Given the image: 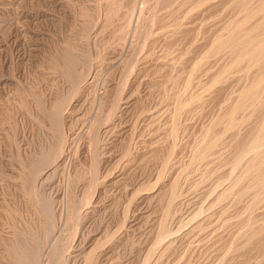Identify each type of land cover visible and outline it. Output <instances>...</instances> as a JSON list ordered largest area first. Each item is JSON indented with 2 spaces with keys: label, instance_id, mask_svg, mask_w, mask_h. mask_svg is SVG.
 Returning a JSON list of instances; mask_svg holds the SVG:
<instances>
[{
  "label": "rangeland",
  "instance_id": "374dc122",
  "mask_svg": "<svg viewBox=\"0 0 264 264\" xmlns=\"http://www.w3.org/2000/svg\"><path fill=\"white\" fill-rule=\"evenodd\" d=\"M107 1L0 0V264L11 263L8 243L24 238L42 247V198L56 215L54 243L67 245V264H84L91 250L94 264H264L259 244L251 256L245 251L246 261L245 249L237 250L247 223L263 220L264 202L251 203V189L238 191L242 199L234 194L252 144L264 147L262 119L239 124L235 134L218 124L222 141L201 157L205 131L252 78L239 70L212 82L232 57L207 56L234 16L230 0L199 7L187 0L189 8L176 0L174 16L161 0H115L108 15ZM175 16L186 32L171 33ZM67 49L84 58L77 81L62 72L58 57ZM202 55L209 59L195 63ZM59 98L65 108L55 127L47 113ZM240 133L252 137L238 151L232 143ZM46 150L48 161L33 165ZM72 200L82 204L78 227L65 224ZM46 245L38 264H52L55 251Z\"/></svg>",
  "mask_w": 264,
  "mask_h": 264
},
{
  "label": "bare ground",
  "instance_id": "6f19581e",
  "mask_svg": "<svg viewBox=\"0 0 264 264\" xmlns=\"http://www.w3.org/2000/svg\"><path fill=\"white\" fill-rule=\"evenodd\" d=\"M126 1V0H125ZM199 1V2H198ZM197 3L195 2L194 3V7H199L201 6L202 4L204 5V3L206 4L209 0H198ZM211 1V0H210ZM227 1V0H226ZM115 0H108L107 1V4H106V12L108 15H110V13H113V10L111 9L113 4H114ZM188 1L187 0H184L181 4L183 6H186V8H189L187 7V5L189 6V4L187 3ZM191 3H193L192 1H190ZM224 2V0H223ZM117 3H119V1L117 0ZM132 3V2H131ZM225 3V2H224ZM223 3V4H224ZM229 3V4H228ZM226 4H228V6H231L233 7L235 10V13H234V16L232 17H229L230 19L228 21H226L224 23V25H221V29H219L220 31L217 32V34H215L214 38H213V41L209 46L208 49V53H207V56L209 55H212L213 57V54L214 56H216L218 53H222V52H228L231 54V58H230V61H228L221 70H219V72L215 75L214 79L212 82L216 83V82H221L223 80H225L226 78H229L230 75H232L233 72L235 71H239V70H242L245 74H251L252 73V78H251V82L245 86V87H242V89L239 91V93L234 97H232V102L231 104L228 106L227 110H225V113L223 114V116L219 117L218 121H216L215 123H213V126H210L208 128V130L205 131V135H207V139H205V143H204V146L202 147L201 145V150H203V152L201 151V153H203V155L201 157H205L206 154L209 152H211L212 150L215 151V147L217 146V144H219L218 142L222 141L220 140L221 135L219 134H223L225 133L224 131L219 133L217 132L218 135H215L216 133V127L218 124L222 125L223 123L225 125H223L225 128L224 130L227 132H232V134L236 131H238V128L239 127L238 125L241 124V123H248V124H252L253 123H257L256 121L258 120H261L262 119V128L264 127V0H230V2H228ZM162 4L161 6H163V8L166 9L167 11V14L169 13L170 15H173L174 16V12H173V9H174V6L178 5L177 4V1L176 0H161V3ZM180 4V5H181ZM221 4V3H220ZM118 5V4H116ZM115 5V6H116ZM178 5V6H180ZM196 5V6H195ZM124 6V5H123ZM215 6V5H214ZM104 7V8H105ZM114 7V6H113ZM118 8H120L119 6H117ZM115 7V8H117ZM192 7V5L190 6V8ZM193 7V8H194ZM225 7V6H224ZM114 8V9H115ZM122 9V8H121ZM232 9V8H231ZM230 9V10H231ZM101 10V9H100ZM120 10V9H119ZM176 10V9H175ZM105 11V9H104ZM128 11V10H127ZM133 11V10H132ZM182 11V10H181ZM105 12V13H106ZM117 12V11H116ZM160 12V11H159ZM85 13V14H84ZM120 13V12H119ZM127 13V12H126ZM189 13V12H188ZM117 14V13H115ZM187 14V13H186ZM231 14H233L231 12ZM82 15H85L86 16V19L88 21V17L90 15V13L87 12V10L83 12ZM93 15V14H92ZM106 15V14H105ZM118 15V14H117ZM107 16V15H106ZM134 16V15H133ZM84 17V16H83ZM90 17V16H89ZM176 17V16H175ZM175 17H172L173 19ZM179 17V16H178ZM85 18V17H84ZM105 18V17H104ZM112 18V17H111ZM92 19V18H91ZM91 19H89L91 21ZM107 19V18H106ZM104 19V22H106ZM226 20V19H225ZM85 21V20H84ZM172 21V20H171ZM108 22V21H107ZM171 23V22H170ZM182 20L181 19H178L176 17V19H174V22L173 24L171 25L170 27V31L171 33L172 32H175L176 30H179L181 31L182 30V33H183V30L185 31L184 26L182 25ZM88 24V23H86ZM106 24V23H105ZM84 25V24H83ZM103 26V24L101 25V27ZM127 26V25H126ZM87 27V26H85ZM84 29V28H83ZM130 29V28H129ZM119 30V29H118ZM149 30V29H148ZM162 30V29H161ZM164 30V29H163ZM126 31V30H125ZM178 31V33H179ZM186 32V31H185ZM102 33V32H101ZM159 33V32H158ZM177 33V32H176ZM125 34V33H124ZM185 35V34H184ZM171 41V40H170ZM209 42V40H208ZM74 46V45H73ZM71 50V49H70ZM69 49H67V51H65L64 53H62L58 58L60 60V64H61V67H62V72L64 71L67 76L73 80H76L79 79V76L78 75V71H77V64H79L81 61L84 60V58L79 55L77 57V55L75 54V56H73L75 52H71ZM73 51V49H72ZM185 51V50H184ZM61 52V51H60ZM206 52V51H205ZM82 54V52H81ZM200 57V56H199ZM211 57V56H210ZM211 57V58H212ZM57 58V59H58ZM83 58V59H81ZM86 58V57H85ZM193 58V57H192ZM196 58V57H195ZM188 59V58H187ZM200 59V60H199ZM206 59H209V57L207 58L206 55H202V58H198L197 63L198 62H201L203 63L202 61L205 60L206 62ZM195 60V59H194ZM80 61V62H79ZM194 63V62H193ZM200 65V63H199ZM195 66V65H193ZM221 66V67H222ZM168 67V66H167ZM195 69V67H193ZM192 69V68H191ZM193 69V70H194ZM60 70V69H59ZM196 70V69H195ZM241 71V73H242ZM193 72V71H192ZM240 72V71H239ZM251 72V73H250ZM64 73V74H65ZM65 74V75H66ZM212 74V73H211ZM244 74V75H245ZM64 75V76H65ZM234 75V74H233ZM250 76V77H251ZM69 79V80H71ZM81 79V78H80ZM212 79V78H211ZM71 80V81H73ZM213 85V84H212ZM215 86V85H214ZM210 87V86H208ZM236 92V91H235ZM119 94V93H118ZM62 95V94H61ZM233 96V95H232ZM116 98V97H115ZM234 98V99H233ZM177 99V98H176ZM180 99V98H179ZM192 101L196 102L198 100H200V96L199 95H194L193 98H191ZM52 100V99H51ZM130 100V99H129ZM138 100V99H137ZM55 103H53V107H52V110L51 111H47L46 113L48 114H45L47 115L51 121L54 123V125L58 122V117L60 115H62L63 113V110H64V99L62 98H59V99H56V101H54ZM115 103V102H114ZM189 103V102H188ZM205 103V102H204ZM185 105V102H182L180 103L178 106H177V109L178 110H181L183 109L182 107H184ZM51 106V105H49ZM115 106V105H114ZM117 106V105H116ZM188 106V105H186ZM45 107V106H44ZM114 108V107H113ZM176 108V107H175ZM186 108V107H185ZM184 108V109H185ZM118 109V108H117ZM225 109V108H224ZM114 110V109H113ZM176 110V109H175ZM174 110V111H175ZM191 110V109H190ZM45 111V110H44ZM173 111V112H174ZM246 112L248 113L247 116L243 115L241 116V114L243 112ZM112 112V111H111ZM177 112V111H176ZM180 112V111H179ZM110 113V112H109ZM109 115V114H108ZM115 115V114H114ZM177 115V113H176ZM110 116V115H109ZM46 117V116H45ZM98 118V117H97ZM48 119V118H47ZM110 119V118H109ZM42 120V119H41ZM217 120V119H216ZM60 122V121H59ZM251 122V123H250ZM211 124V123H210ZM95 123L94 124H91V126H93L92 129L96 128L95 126ZM218 126V128L220 127L222 130V127ZM258 125V124H257ZM256 125V126H257ZM260 125V126H261ZM59 126V125H58ZM57 124L55 125V127H58ZM97 126V125H96ZM250 126V125H249ZM254 126V125H253ZM259 126V125H258ZM217 128V129H218ZM251 128V127H250ZM253 128V127H252ZM259 128V127H258ZM237 129V130H236ZM241 129V128H240ZM239 129V130H240ZM219 130V131H220ZM243 130V129H241ZM250 130V129H249ZM257 130V128H256ZM89 131V130H88ZM215 131V132H214ZM218 131V130H217ZM251 131V130H250ZM250 131H248L250 133ZM175 133V132H174ZM234 133V134H235ZM252 133V132H251ZM241 134V135H240ZM239 136L238 135H235V142L232 143L234 146H236L237 150L240 151L239 149L242 148V147H246L249 143H248V140H250V138L252 137V135L249 134L247 135L248 136V139L246 137V133H245V136L244 137H241L242 136V133H240ZM204 135V136H205ZM244 135V134H243ZM250 137V138H249ZM55 143L54 145H58L59 142H61L58 138V137H55ZM205 138V137H204ZM232 138V139H233ZM220 140V141H219ZM203 141V142H204ZM251 141V140H250ZM47 143V142H46ZM92 143V142H91ZM248 143V144H247ZM231 144V145H232ZM53 145V146H54ZM226 145V144H225ZM45 146V145H44ZM53 146L51 147L52 150H53ZM233 146V147H234ZM96 147V146H95ZM151 147V146H150ZM240 147V148H239ZM43 148V146H42ZM50 148V149H51ZM204 148V149H203ZM45 149V148H44ZM91 149V148H90ZM199 149V150H200ZM55 150V149H54ZM154 150V149H153ZM217 150V149H216ZM236 150V151H237ZM242 150V149H241ZM51 150H49L50 152ZM235 151V150H233ZM47 150L45 152L42 151V153L40 155H38L35 160L31 161L33 162L32 164L33 165H37L38 167L39 166H42L44 165V163L46 161H48V159L50 158V154ZM249 152H253L252 153V158L249 159L246 163V166L244 169L243 172H244V175L243 176H246L245 180H241L243 181L241 184H239L238 182H236V187H235V191H234V194L237 192L236 196L237 198L242 194V197H244V193L247 192V191H250L253 190L254 192V197H253V201L254 202H251V203H254L258 206V203L260 202H264V147L262 148L261 144H256V143H253L252 146H251V149L249 150ZM93 153V152H92ZM200 153V152H199ZM33 154V153H32ZM53 154V153H52ZM59 154V153H58ZM96 154V153H95ZM150 154V153H149ZM158 155V154H157ZM201 155V154H200ZM250 156V154H249ZM54 157V156H53ZM200 157V159H201ZM207 157V156H206ZM18 158V157H17ZM32 158V157H31ZM202 158V159H203ZM34 159V158H33ZM38 159V162L36 161ZM93 159V158H92ZM206 159V158H205ZM20 161V160H19ZM28 161V160H27ZM100 161V160H99ZM96 162V161H95ZM24 163V162H23ZM22 163V164H23ZM26 163V162H25ZM97 163V162H96ZM28 165V163L26 164ZM31 165V167L33 166ZM35 165V166H36ZM25 166L22 165V168H24ZM36 167V168H38ZM92 167V166H91ZM30 168V167H29ZM35 168V169H36ZM98 168V167H97ZM94 169V168H93ZM26 170L27 167H26ZM31 171H33L34 169H30ZM29 170V172H31ZM25 171V170H24ZM44 171V170H43ZM165 171V170H164ZM36 171H33V173H29V174H35ZM39 172V171H38ZM43 174V173H42ZM243 174V173H242ZM86 175V174H85ZM91 175V174H90ZM31 177V175H30ZM35 177V176H34ZM16 179V178H15ZM163 179V178H162ZM239 179V178H238ZM241 179V177H240ZM239 179V181H240ZM243 179V178H242ZM20 180V179H19ZM31 180V179H30ZM87 180V179H86ZM93 181V180H92ZM238 181V180H237ZM25 182V181H24ZM35 182V181H34ZM79 182V181H78ZM81 183V182H80ZM93 183V182H92ZM85 184V183H84ZM174 184V183H173ZM33 185V184H32ZM74 185V184H73ZM78 185V184H77ZM82 185V184H81ZM89 186V185H88ZM170 186V185H169ZM174 189V188H172ZM245 190V192H238L240 190ZM38 190V189H37ZM175 190V189H174ZM70 191V190H69ZM171 192V191H170ZM233 192V191H232ZM251 192V191H250ZM172 193L174 194V191H172ZM240 193V194H239ZM38 194V193H36ZM69 194V193H68ZM246 194V193H245ZM177 195V194H175ZM31 196H35V192L32 191L31 192ZM73 196V195H72ZM85 196V195H84ZM235 196V197H236ZM37 197V196H35ZM40 197V196H39ZM74 197V196H73ZM78 198V196H77ZM234 198V197H233ZM236 198V199H237ZM241 198V196L239 197V199ZM39 199V198H38ZM69 199V198H68ZM72 199V198H71ZM219 199V198H218ZM242 199V198H241ZM33 200V199H32ZM41 200V198L39 199ZM235 200V199H234ZM238 200V199H237ZM81 201V200H80ZM84 201V200H83ZM240 201V200H238ZM35 202V201H34ZM73 202V200H72ZM71 202V203H72ZM40 203V201H39ZM41 205H43V207L45 208V211L46 213L48 214V220L46 221V225L43 226L44 227V231H43V236L42 238L40 237V240H41V243H43L42 247H37L35 246V248H30L29 247V244H27L25 241H20L18 244H15L14 243H8L7 246H6V251L8 253V257L11 261L10 264H38V256H40L39 254V251L42 250V248L47 244L49 246V248L51 246H53V251H55L54 253H52V259H51V263L52 264H67V261L65 259V251L67 250V245L65 244V246L62 245V243L59 245L58 243V246L60 247L62 245V247H60L59 249L56 248L55 246V241L56 239H60L61 238V233H58L56 234V228L59 226L56 222H55V219H56V215H54L50 210V204L46 199L42 198L41 200ZM70 204V203H69ZM87 204V203H86ZM70 208L68 209V212H66V214L68 213L67 215V218L65 219L66 222V226L67 227H70L72 225H74L75 227H78L77 225L80 224V206L82 204L79 203V201L77 202V200L70 204ZM214 205V204H213ZM253 205V204H252ZM40 207V206H39ZM251 207V206H250ZM252 207H255L252 206ZM246 208V206H245ZM252 209V208H250ZM44 211V210H43ZM54 212V211H53ZM6 213V212H5ZM45 213V212H44ZM63 213V212H61ZM84 213V212H83ZM82 216V215H81ZM251 216V215H250ZM62 217V216H61ZM249 217V215H248ZM263 217H264V214H263ZM46 218V219H47ZM45 219V220H46ZM88 220V219H87ZM86 220V221H87ZM250 220V219H248ZM252 220V218H251ZM57 222H62V221H57ZM58 225L56 227V224ZM45 224V223H44ZM72 226V227H74ZM61 227V226H60ZM59 227V228H60ZM43 229V228H42ZM76 229V228H74ZM14 230V229H13ZM64 230V229H63ZM61 229V231H63ZM71 230H73V228H71ZM58 231V230H57ZM60 231V230H59ZM75 231V230H74ZM72 231V232H74ZM245 231V230H244ZM244 231L242 232L244 235L241 236V234L237 237L240 236L241 240L239 241L238 239V247H237V250H241V249H245L243 251V254H246V253H250L249 251L247 252V250H254L252 249L251 247L254 246V245H260V248H262L264 250V218L263 220L256 224V221L253 219L252 221L248 222L247 223V227H246V231L244 233ZM21 232V231H20ZM35 232V231H34ZM76 232V231H75ZM197 234V233H196ZM9 235V234H8ZM35 235V234H34ZM41 235V233H40ZM75 235V234H74ZM36 236V235H35ZM34 236V237H35ZM66 236H68L66 234ZM2 237V236H1ZM31 237V236H30ZM33 237V239H34ZM236 237V238H237ZM21 238V237H20ZM28 238V237H27ZM73 238V237H72ZM76 238V237H75ZM74 238V239H75ZM1 239V238H0ZM91 239V238H90ZM29 240V238H28ZM30 241V240H29ZM43 241V242H42ZM58 241V240H57ZM56 241V242H57ZM71 241V240H70ZM101 241V240H100ZM13 242V241H12ZM99 242V241H98ZM107 242V241H106ZM54 243V244H53ZM105 243V242H104ZM237 243V242H236ZM33 244V243H32ZM39 244V243H38ZM53 244V245H52ZM72 244V243H71ZM101 244V243H100ZM46 245V246H47ZM95 245V244H94ZM258 245V246H259ZM57 246V247H58ZM4 247V246H3ZM34 247V246H33ZM66 249H65V248ZM99 247V246H98ZM101 248H103V246H100ZM255 249H257L258 247L254 246ZM253 247V248H254ZM52 248V247H51ZM72 248V247H71ZM235 248H236V244H235ZM259 248V249H260ZM40 249V250H39ZM112 249V248H111ZM261 249V250H262ZM45 250V249H44ZM99 250V249H98ZM260 250V251H261ZM4 251V250H3ZM2 251V252H3ZM48 251V250H47ZM50 251V250H49ZM48 251V253H49ZM52 251V252H53ZM87 251V250H86ZM242 251V250H241ZM246 251V253H245ZM6 253V254H7ZM242 253V252H240ZM252 253V252H251ZM250 253V254H251ZM246 254L245 257H243L244 261H246L245 259L248 257ZM249 254V256H251ZM51 254H49L50 256ZM6 256V257H7ZM263 256V255H262ZM68 257V256H67ZM237 257V256H236ZM3 258V257H2ZM42 258V257H41ZM49 258V257H48ZM95 258H96V252L94 250H91L89 251V253L86 254V257H85V262L84 264H94L95 262ZM239 258V257H238ZM234 259V258H233ZM42 260V259H41ZM116 260V259H115ZM9 261V260H8ZM250 261V259H249ZM247 260V263L249 262ZM222 262V261H221ZM97 263V262H95ZM244 263V262H243ZM9 264V262H8ZM47 264V263H46ZM115 264V263H114ZM245 264V263H244ZM250 264V263H249Z\"/></svg>",
  "mask_w": 264,
  "mask_h": 264
}]
</instances>
